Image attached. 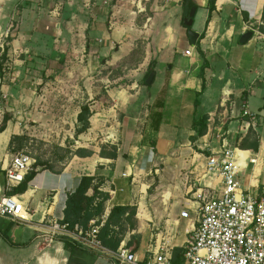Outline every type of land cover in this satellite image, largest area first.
Instances as JSON below:
<instances>
[{
	"label": "crops",
	"instance_id": "1",
	"mask_svg": "<svg viewBox=\"0 0 264 264\" xmlns=\"http://www.w3.org/2000/svg\"><path fill=\"white\" fill-rule=\"evenodd\" d=\"M139 2L140 7L132 6L134 0H0V40L5 44L0 124L4 115L8 118L0 133V197L14 196L27 210L25 223L0 217V264H119L66 239L48 243L40 228L46 221H63L67 197L82 177H92V186L108 195L102 213L88 226L100 231L114 207L133 210L130 218L128 213L114 218L109 231L120 239L116 249L125 247L138 261L164 247L171 264H186L184 250L197 225L195 192L220 191L219 179L206 173L205 164L222 147L244 152L240 188L256 200L263 197L264 0H215L212 10L208 0H185L195 8L190 27L183 23L184 0ZM188 31L198 36L195 46ZM248 32L250 39L240 42ZM140 40L143 55L134 67L138 78L129 90L106 86L100 63L126 56ZM77 41L82 48L77 59L87 61L81 70L83 103L75 101L77 92L68 98L77 104L69 120L68 104L57 101L62 88L55 86L53 94L49 85V108L55 112L53 123L71 124L74 133L80 107L88 106L89 129L77 137L83 143L74 149L91 155L70 153L57 172L37 169L24 193H14L19 185L6 192L5 170L17 153L15 142L24 135L20 126L35 117L31 114L40 104L36 89L26 88L22 78L41 69V63L55 82L70 74L62 65L69 55H58V44ZM150 68L152 82L141 87L139 77L143 80ZM104 98L110 107L105 108ZM62 107L66 113L59 117ZM203 116L206 131L196 137ZM99 134L109 136L100 139ZM182 212L188 217L182 218Z\"/></svg>",
	"mask_w": 264,
	"mask_h": 264
},
{
	"label": "built area",
	"instance_id": "2",
	"mask_svg": "<svg viewBox=\"0 0 264 264\" xmlns=\"http://www.w3.org/2000/svg\"><path fill=\"white\" fill-rule=\"evenodd\" d=\"M4 49L5 44L0 40V56ZM185 55L189 56L190 52L186 51ZM244 115L249 114L245 111ZM245 161L244 152L227 147L206 158V173L219 179L220 191L200 188L195 192L197 225L184 250L186 264H264V195L256 200L241 190L238 175ZM34 163L24 151L14 154L5 170V191L19 185ZM26 212L16 197H0V217L25 223ZM180 216L187 218L188 214L182 212ZM40 228L48 243L66 239L100 256L112 257L119 264H171L169 250L164 247L145 261H138L125 247L105 248L96 225L70 228L68 224L50 220L41 223Z\"/></svg>",
	"mask_w": 264,
	"mask_h": 264
},
{
	"label": "rangeland",
	"instance_id": "3",
	"mask_svg": "<svg viewBox=\"0 0 264 264\" xmlns=\"http://www.w3.org/2000/svg\"><path fill=\"white\" fill-rule=\"evenodd\" d=\"M134 2V5H132L133 7H136L137 3L140 7L139 0H134ZM136 43V47H134V49L126 56L121 54L123 57L119 55V59L112 63L109 61L110 57H105L100 63L104 68L103 72L105 73V80H108V82H105L106 86L129 90L131 84L135 82L136 78H138L135 75L134 67L143 55L144 41L140 40ZM123 52H128L127 47L124 48ZM60 54L69 55L68 59L62 62V65H64V63L66 64L65 68L70 71V74L58 76L57 81L55 82L54 79L50 78L45 72L46 68L44 63H41V69L36 68L34 71L35 73H26L27 78H22L26 88H31L32 90L36 89L34 97L36 96L40 98V104L31 114L32 117H35L25 121V123L20 126L21 132H24V135L21 137V140L14 144L15 153L18 151H24L35 161L38 160L42 163L49 164L56 172L59 171L66 160L69 159V154L75 152L74 148L80 147L83 142L74 137L71 124L53 123L52 119L55 112H52L49 108V98H52V93H49V85L52 88L53 94L55 86L62 88V91L58 89V92L56 93L58 98L57 101L63 106L68 104V112L66 116L69 120H72V115L77 104L68 98H72L77 92L79 99H76L75 101L83 103L80 99L82 98L84 100L82 93L86 85V78L81 75V70L84 71V69L87 68V61H80V59H77V57L82 54L80 42H68L67 44L61 43L60 46L58 44V55ZM89 77H91V75ZM140 78L141 77H139L138 84L142 87L143 83ZM94 80L95 78H93L92 81ZM93 84L95 86L96 82ZM104 100L105 108L110 107L106 98H104ZM27 111L30 110L28 109ZM94 111L96 110L94 109ZM65 113L66 110L62 107L58 109L57 115L63 117L65 116ZM22 115L24 117V114ZM68 132H71V139L66 137L68 136ZM26 133L28 135H25ZM104 135L99 134V138L102 139ZM107 135L109 136V134H106L105 136Z\"/></svg>",
	"mask_w": 264,
	"mask_h": 264
},
{
	"label": "trees",
	"instance_id": "4",
	"mask_svg": "<svg viewBox=\"0 0 264 264\" xmlns=\"http://www.w3.org/2000/svg\"><path fill=\"white\" fill-rule=\"evenodd\" d=\"M215 0H208V8L212 10L214 7ZM193 7V4L187 3L184 0L183 6V18H186L189 10ZM4 58L0 56V79L2 75V62ZM152 72V69H148L147 74L144 76L142 83L145 86V80L149 73ZM91 116V112L87 105H83L80 107V112L77 115V125L74 131V137H78L79 135L83 134L89 129V118ZM7 116L4 115L3 120L0 124V133L3 132L6 128L7 123ZM196 137H201L204 135L206 131V116L200 118V120L196 124ZM193 141V139H192ZM74 156L83 158L88 157L91 155L90 152H87L82 149H77L75 152L72 153ZM103 155V153H102ZM70 157V156H69ZM111 159L116 157L115 148L114 153L110 154ZM49 170L54 171L49 164L42 163L38 160L32 166V169L25 175L23 181L19 184L18 188L14 191L15 194H22L25 192L27 188V184L33 179L35 174L37 173L36 170ZM93 178L92 177H82L80 183L76 190L68 195L67 200L65 202V209H64V218L63 223L68 224L70 228L74 225H80L83 228H87L89 222L100 214L103 211V203L108 199V195L103 194L97 191V186H92ZM92 187V194L91 196H87L88 190ZM97 202L95 203V200ZM95 203V204H94ZM126 213H128V217L134 215L133 210L128 207H114L108 216V219L104 226L99 231V240L101 241L102 245L105 248L110 250H116L120 243L119 238H115L110 235L109 226L113 223L114 218H121ZM129 218H127L129 220Z\"/></svg>",
	"mask_w": 264,
	"mask_h": 264
},
{
	"label": "water",
	"instance_id": "5",
	"mask_svg": "<svg viewBox=\"0 0 264 264\" xmlns=\"http://www.w3.org/2000/svg\"><path fill=\"white\" fill-rule=\"evenodd\" d=\"M194 13H195V8L192 7L189 11L188 17L184 19L183 23L186 27H190L192 25V21H193V17H194ZM188 40L190 42V44L192 46H195L196 43V39H197V34H195L194 32L188 31ZM252 36V33L248 32L244 35L241 36V40L240 42H244L250 39V37ZM153 79V73H149V75L147 76L146 80H145V85H150Z\"/></svg>",
	"mask_w": 264,
	"mask_h": 264
}]
</instances>
